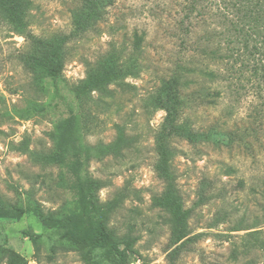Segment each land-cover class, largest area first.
<instances>
[{
  "label": "rangeland",
  "instance_id": "rangeland-1",
  "mask_svg": "<svg viewBox=\"0 0 264 264\" xmlns=\"http://www.w3.org/2000/svg\"><path fill=\"white\" fill-rule=\"evenodd\" d=\"M7 1L0 0V264H12L14 253L26 264H113L98 249L63 240L34 212L62 218L76 210L72 175L44 160L58 154L57 126L67 118L95 151L83 174L97 183L96 206L110 207L102 222L129 264H264V54L255 56L257 74L222 72L223 64L209 62L218 37L207 42L211 26L199 7L187 11L190 0H116L105 8L100 0H32L26 28L10 18ZM27 29L51 46L63 42L58 79ZM135 34L142 37L137 74L82 89L103 55L113 50L118 67L127 63ZM195 43H203L199 51ZM182 57H198L222 75L202 76L184 94L178 122L197 140L162 139L172 151L167 178L155 164L169 117L156 103ZM23 140L26 152L18 148ZM171 184L189 211L187 237L195 239L175 237L172 211L162 203Z\"/></svg>",
  "mask_w": 264,
  "mask_h": 264
},
{
  "label": "trees",
  "instance_id": "trees-1",
  "mask_svg": "<svg viewBox=\"0 0 264 264\" xmlns=\"http://www.w3.org/2000/svg\"><path fill=\"white\" fill-rule=\"evenodd\" d=\"M115 1L100 0V3L105 8L113 5ZM197 7L203 11L202 16L206 25L211 26L206 34L207 42L213 39L215 42L218 37V42L215 43H219V45L214 52L209 53V62L223 64L222 72H224V69L228 72L230 70L241 71L246 67V70L249 69L253 74H257L259 62L255 59V56L264 54V0H190L189 6L187 8L185 6L189 13ZM32 9H34L32 0H8L6 4L8 15L20 28H26L27 25L32 23ZM186 18H189V16H186ZM216 27L220 30L216 31ZM82 29L83 27L78 26L75 27L74 31L78 34ZM94 31L98 32L99 26ZM76 34L73 35L79 37V34ZM26 36L35 46L41 49L47 62L49 76L53 80L58 79L63 67L61 57L63 55V42L61 41L56 47L51 46L48 40L28 29ZM200 39L202 40V38L199 37V42ZM133 40L132 54L134 55L126 58L127 63L118 67V58L113 50L110 51L98 58L96 67L90 69L80 87L82 89H94L105 86L126 75L137 74L138 69L133 71V68L138 66L135 62H137V56L142 54V37L135 34ZM205 40L206 37L204 36ZM202 44L195 43L194 51H199ZM130 61L134 63L133 67L129 64ZM177 67L179 70H174L168 79L163 80L162 95L156 103L157 106L165 109L169 117L167 125L161 131V140L158 146L160 159L155 164V168L167 178L171 177L168 165L172 151L166 148L162 139L174 135L192 142L197 140L196 132L191 129L186 121L178 122L179 114L184 111L189 101L184 97V94L190 92L188 89L197 88L203 84L202 76H209L211 82L216 78H221L222 75L218 69L217 71L205 67L198 57H195V60H187V58L182 57L178 61ZM209 86H205L203 89H208L219 97L220 91H212ZM211 103H215V101ZM57 128L59 130L57 136L58 154L44 157V160L46 162H60L72 175L76 210L62 218L43 217L37 208L34 210L35 214L44 225L60 229L62 231L60 237L63 240L84 247L88 246L93 250L98 249L102 252L104 260L110 263L129 264L127 249L121 248L114 241L102 222L103 216L110 211V207L96 206L93 190L96 188L97 183L88 180L83 174V166L95 152L94 149L89 145H82L75 118H67L65 122L58 123ZM18 148L25 152L28 151L27 140H23ZM37 158L42 159L43 157L37 156ZM162 203L172 211L176 239L179 241L184 238L188 240L195 239L198 235L187 237L186 226L189 211L183 208L180 196L173 184L165 193ZM24 234L31 239L34 238V235L27 231H24ZM176 255L177 251L173 250L171 258L174 259ZM12 264H26V262L19 253H14ZM93 264L98 263L94 262Z\"/></svg>",
  "mask_w": 264,
  "mask_h": 264
}]
</instances>
